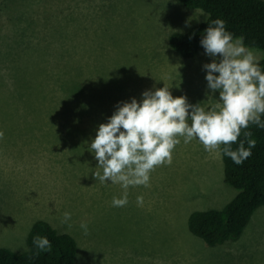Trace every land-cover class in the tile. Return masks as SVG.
I'll return each mask as SVG.
<instances>
[{"label":"rangeland","instance_id":"rangeland-1","mask_svg":"<svg viewBox=\"0 0 264 264\" xmlns=\"http://www.w3.org/2000/svg\"><path fill=\"white\" fill-rule=\"evenodd\" d=\"M206 18L179 0H0V248L27 251L44 220L74 238L75 264H264V206L238 240L211 247L189 230L191 213L237 195L220 151L181 138L172 163L156 166L148 187L130 186L123 207L111 204L119 184L92 174L87 143L118 102L164 84L191 104L219 98L202 67L212 58L184 59L169 44Z\"/></svg>","mask_w":264,"mask_h":264},{"label":"clouds","instance_id":"clouds-1","mask_svg":"<svg viewBox=\"0 0 264 264\" xmlns=\"http://www.w3.org/2000/svg\"><path fill=\"white\" fill-rule=\"evenodd\" d=\"M225 24L221 18L209 21L200 39L205 54L212 58L202 65L207 88L212 94L218 91V99L206 93L210 104H191L185 96L174 97L164 84L145 90L139 101L133 97L118 102L107 122L98 125L87 148L97 161L93 176L100 183L119 184L123 190L119 197H112L113 207L128 203L130 186L148 187L156 166L172 163L181 138L185 144L197 140L205 151L218 150L237 165L251 156L257 140L246 129L250 124L264 129V70L244 37L234 36ZM242 129L244 138L233 149ZM136 203L143 204L142 195L136 196ZM71 216L64 211L61 222L71 227ZM79 227L88 234L86 222ZM33 244L40 250L50 247L46 236H34Z\"/></svg>","mask_w":264,"mask_h":264},{"label":"trees","instance_id":"trees-1","mask_svg":"<svg viewBox=\"0 0 264 264\" xmlns=\"http://www.w3.org/2000/svg\"><path fill=\"white\" fill-rule=\"evenodd\" d=\"M186 8L199 9L207 18L183 33L175 32L169 37L171 48L184 59H192L204 52L200 39L208 22L221 18L225 27L234 36H243L245 45L264 52V0H179ZM264 70V58L258 61ZM81 85V82H79ZM79 85V86H80ZM77 89L78 84L68 85ZM61 117H66L63 113ZM88 117L84 116V120ZM264 119V115L261 117ZM253 138L257 140L252 154L242 164L237 165L223 155L224 182L234 189L237 195L224 208L194 211L188 218L190 232L200 237L211 247L227 241L238 240L244 233L252 215L264 206V129L250 124ZM233 149L243 139V132ZM247 146V145H245ZM222 147V146H221ZM46 236L50 247L40 250L33 244L34 236ZM28 250L14 252L0 248V264H75L77 244L74 238L55 229L49 222H34L28 236Z\"/></svg>","mask_w":264,"mask_h":264}]
</instances>
